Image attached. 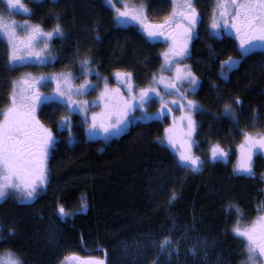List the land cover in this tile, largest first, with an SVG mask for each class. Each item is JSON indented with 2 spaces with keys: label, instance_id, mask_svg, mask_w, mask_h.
<instances>
[{
  "label": "trees",
  "instance_id": "16d2710c",
  "mask_svg": "<svg viewBox=\"0 0 264 264\" xmlns=\"http://www.w3.org/2000/svg\"><path fill=\"white\" fill-rule=\"evenodd\" d=\"M126 1L147 5L146 15L153 20L163 18L171 4ZM27 3L33 23L52 29L59 22L68 34L63 41L57 37L51 42L58 59L49 70L76 72L77 50L100 62L96 67L101 75L109 76L115 69L132 71L141 86L160 67L163 43L148 39L134 24H115L111 6L103 0ZM194 3L203 18L209 16L213 0ZM53 14L62 19L57 21ZM196 33L188 60L201 81L193 97L205 111L194 116L199 142L194 150L204 158L212 143H220L230 156L193 172L178 166L165 140L163 120L129 123L119 135L103 141L87 139L74 115L71 135L67 129L53 128L57 142L46 161L48 182L41 193L26 203L15 196L0 201V254L11 251L22 264H57L67 254L98 256L105 264H207L187 252L182 257L158 256L161 238L171 234L176 240L185 233L195 236L196 243L204 240L210 245L209 264H242L244 242L232 229L264 211V158L259 153L253 157L254 176L236 174V145L242 139L237 124L211 113L219 114L225 103H232L231 97L239 96L244 101L237 108L239 128L264 130V51L253 50L224 78L219 61L239 56L236 39L210 35L207 22L198 24ZM6 52L0 37V112L10 102V82L18 75L17 68L9 69ZM49 109L40 111L43 120ZM58 203L69 213L80 211L61 218Z\"/></svg>",
  "mask_w": 264,
  "mask_h": 264
},
{
  "label": "snow or ice",
  "instance_id": "6c2138e0",
  "mask_svg": "<svg viewBox=\"0 0 264 264\" xmlns=\"http://www.w3.org/2000/svg\"><path fill=\"white\" fill-rule=\"evenodd\" d=\"M39 2L42 3L43 0ZM50 2L56 3V0ZM107 2L114 13L115 24H134L148 39L164 38L168 47L161 53L160 73L152 74L151 85L138 87L132 71L115 69L110 75L119 86L110 87L109 77L102 76L96 67L100 62L94 63L93 56L81 54L77 50L76 62L79 69L76 72L67 69L58 73H41L39 76L24 74L18 80L11 81L12 89L8 94L10 104L0 112V198L14 191L21 194V199L30 201L46 186V161L57 137L52 129L41 122L37 112L38 108L42 110L50 102H56L57 106L62 104L69 113H80L82 122L87 125L86 132L105 135L118 134L133 118L153 119L171 114L170 105L177 106L181 112L180 125L174 119L164 131L165 140L176 151L179 167L196 172L206 162L226 160L230 156V152L220 143H212L204 158L194 150L199 146L195 139L198 124L194 116L197 112L203 113L205 109L196 100L188 98L189 93L197 91L201 81L190 65L182 63L189 57L190 42L197 34L196 28L200 22V13L194 0H171L172 11L160 23L149 21L146 15L147 5L132 6L126 0ZM6 6L9 10L20 9L25 13L32 11L22 0H6ZM53 15L57 21L62 19L61 15ZM222 27L234 32L239 51V56H229L219 61L220 75L227 78L228 73L254 50L258 41L264 42V0H217L212 10L210 29L213 31H210V35H218ZM0 32L6 38V63L10 70L17 62L25 59L34 58L41 66L58 59L51 52V42L57 37L63 41L68 35L59 22L51 30L45 31L40 24H32L28 20L19 25L16 22L7 23L2 16ZM19 32L24 35H19ZM209 50L211 51V47ZM93 75L96 77L95 81L89 79ZM81 77L83 80L79 84L75 83ZM185 84L188 85L187 88L183 87ZM49 85L51 87L48 92L41 91ZM97 88L99 91L92 101L75 98L86 96ZM171 97H179V100ZM231 100L232 103H225L219 114L211 115L216 119L226 116L237 124V132L242 139L236 145L238 162L234 166V172L254 176L253 157L257 153H264V132L253 133L239 128L237 108L244 101L239 96H233ZM154 102H159L160 107L156 113H150L146 106ZM95 107L99 111H90V108ZM137 111L140 112V117H135ZM257 119L254 112L253 122ZM55 125L59 130L67 129L71 135L73 122L70 115L59 116ZM172 199H176L175 194ZM86 207L87 203L82 198L80 209ZM56 209L61 218H68L80 211L77 209L69 213L59 203ZM236 211L239 214L238 208ZM232 231L246 240L247 259L242 264H257L258 259H264V216L247 226L237 223ZM169 243L166 239L161 247ZM0 264H22V261L13 252L7 251L0 255ZM83 264L103 262L89 258Z\"/></svg>",
  "mask_w": 264,
  "mask_h": 264
},
{
  "label": "rangeland",
  "instance_id": "374dc122",
  "mask_svg": "<svg viewBox=\"0 0 264 264\" xmlns=\"http://www.w3.org/2000/svg\"><path fill=\"white\" fill-rule=\"evenodd\" d=\"M31 1H39V0H31ZM103 1L107 5L111 6L107 2V0H103ZM27 2H28V0H22V3L25 4L30 9L29 4ZM126 2L129 3L132 6H137V7H139L141 5H144L143 3H140L138 5H135V4L130 3L128 1H126ZM216 3H217V0H213V6H212V9H211V13L209 14L208 17H204L203 18L200 15V22L198 24H201L202 22L203 23L204 22H207L208 27L210 29V22H211L212 10L216 6ZM117 6L119 7L121 5H117ZM171 11H172V3L170 4V10H169V12H171ZM168 13L166 15H168ZM30 14H31V12L25 13V12H23L20 9H12V10H9L7 8V6H6V0H0V16L4 17L5 18V22H7V23L16 22V24L19 25V24L23 23V21L28 20L30 23L36 24V23H33L31 21ZM163 18L155 19V20L149 19V18L148 19H149V21H151L153 23H160V22L163 21ZM123 25H127V24H123ZM43 29L45 31L51 30V29H46V28H43ZM210 31H213V30L210 29ZM18 34L19 35H24L23 32H19ZM222 34L230 35V36H232V37H234L236 39L234 32L230 28L225 29V28L222 27V29L219 30V34L218 35H215V36L216 37H220ZM0 37L6 43V38H5V36L3 35L2 32H0ZM151 40L159 41V42H162L163 43V46H162L161 51H160V56H161V53L165 49H167L168 44L164 41V38H162V37L157 38V39H151ZM41 43H43V42H41ZM237 44H238V41H237ZM50 47H51V45H50ZM254 50L255 51H264V42H259L258 41L257 42V46L254 48ZM51 52H52V49H51ZM50 63H47V64L41 66L34 58L25 59L24 61L17 62V64L14 66L15 68L18 69V75L15 78V80H18L24 74H31L33 76H39L41 73H54L55 71H52V70H49L48 69V67H49L48 65ZM161 63H162V56H161ZM161 63H160V65H161ZM182 63L183 64L190 65V62H189L188 58L185 59V60H183ZM55 73H58V72H55ZM154 73L159 74L160 73V67ZM165 75H169L170 76L172 74L171 73H165ZM102 76H106V75H102ZM108 77H109V81L108 82H109V86L110 87H118L119 86L117 84V82H116V80H115L114 77H112L111 75H109ZM89 79L95 81L96 80V77L93 75V76H90ZM81 80H83V77H81L79 80H76L75 83L79 84L81 82ZM151 82H152V77H151V79L149 80V82L146 85H142L141 86V85H138L136 82L135 83L137 84L138 87H146V86L151 85ZM102 84H103V81H101V86H102ZM153 86H155V85H153ZM50 87H51V85H49V87L42 88L41 91L42 92H48ZM183 87L184 88H187L188 85L185 84ZM98 91H99V88H97L96 91H93V92L88 93L86 96L75 97V98L76 99H87L89 101H92L93 99H95ZM193 95H194V93H189L188 94V98L194 100ZM166 98H169V97L166 96ZM171 98H174V99L179 100V97H171ZM9 104H10V102H9ZM49 107H51V109H49L48 112L46 110L47 115L45 117V120H43L44 118H42V116L40 115L41 109H39V108H38L37 115H38L39 119L41 120V122L45 126H47L50 129H52L53 133H54L53 128L54 127L56 128L55 122L59 118V116H61V115H70L71 118H72V122H73L74 115H78L79 118H80V123L83 124L84 132H85V137L87 139H101L103 141H109L111 138L116 137L117 135L120 134V132L118 134H113V135H105V134L100 133V132H97L96 134H92L91 132H86L85 131V128L87 127V125H85L82 122V115L80 113H78V112L69 113L68 110L62 104L59 105V106H57V103L56 102H50L49 103ZM146 107H147V111L148 112H150V113H156L158 111L160 105H159V102H154L151 105L146 106ZM170 107H172V113L171 114H165L163 116H159V117H156V118H153V119H148V120L133 118L130 123L131 124H136V123H140V122H146V121H149V120H163V121H165V126L167 128V127H169L173 123V120L175 119L177 125H180L181 122H180V119L179 118L181 116V112H180L179 108L177 106H172V105H170ZM90 111H99V108L98 107L90 108ZM135 117H140V112L139 111H137L135 113ZM0 118H2V117H0ZM56 130H59V129L56 128ZM261 132H264V130H262ZM253 133H255V132H253ZM172 150L176 153V151L173 148H172ZM236 153H237V155H236V159H235V165L238 162V152H237V150H236ZM259 154H261L262 157L264 158V153H259ZM207 155H208V153H207ZM235 173L238 174V175H245V176H247L246 174H240V173H237V172H235ZM262 175H263L262 178L264 180V172L262 173ZM7 196H15L20 202H25V203L26 202H31V201L34 200V199H32L30 201H25V200L21 199V194H18V193L14 192V191L9 192V194ZM4 198H0V201L3 200ZM262 216H264V211H262L261 213L257 214L252 221L246 222L245 224L240 223V225L241 226L250 225L253 221H256L258 217H262ZM171 231H172V229L170 230V233H171ZM236 236H238V235H236ZM181 238H183L182 240H184V242H181ZM194 238H196V237L195 236H191V235H186L185 233H182V234L179 233V235H177V239L174 240L173 239V236L171 234H169L168 237H164V238H161L159 240V244H157V245H159V253H158V256L164 254L167 257L168 256L182 257L183 254H185L184 252H187L188 253L187 256L192 255V254L193 255L194 254H198L203 260L205 259L204 260L205 263L209 264V262H210L211 259L210 258H207L206 259V257L210 256V249H211L210 248V245H208V243L206 241H204V240L203 241H200V242L197 241L198 243H196L195 240H194ZM240 238L244 242V252H245L244 261H245L247 259V252H246V247H245L246 240H244L242 237H240ZM166 239L169 240L170 243L168 245H166L165 247L162 248L161 245H162V243ZM183 244H185L184 247H183ZM0 255H3V254H0ZM89 258H91L92 260L102 261L103 264H105V262L100 257H98V256H94V255H79V254H67V255L63 256V258L57 264H83V261L86 260V259H89ZM257 264H264V259H258L257 260Z\"/></svg>",
  "mask_w": 264,
  "mask_h": 264
},
{
  "label": "water",
  "instance_id": "95a60500",
  "mask_svg": "<svg viewBox=\"0 0 264 264\" xmlns=\"http://www.w3.org/2000/svg\"><path fill=\"white\" fill-rule=\"evenodd\" d=\"M238 65H239V64H238ZM238 65H237L235 68H233L230 72L234 71V70L238 67ZM230 72H229V73H230Z\"/></svg>",
  "mask_w": 264,
  "mask_h": 264
}]
</instances>
